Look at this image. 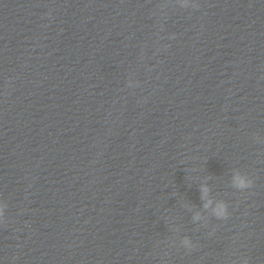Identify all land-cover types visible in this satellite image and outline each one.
I'll list each match as a JSON object with an SVG mask.
<instances>
[{
	"label": "clouds",
	"instance_id": "clouds-1",
	"mask_svg": "<svg viewBox=\"0 0 264 264\" xmlns=\"http://www.w3.org/2000/svg\"><path fill=\"white\" fill-rule=\"evenodd\" d=\"M233 185L238 189L244 190L252 187L253 181L247 178L246 176L237 173L233 177ZM203 192L206 193L207 189H203ZM210 203L211 201H209L208 204H205V207H208ZM0 215H2V213H0ZM216 215L220 218L227 219L228 217L227 205L226 204L219 205V207L216 210ZM185 243H187V241H185Z\"/></svg>",
	"mask_w": 264,
	"mask_h": 264
}]
</instances>
